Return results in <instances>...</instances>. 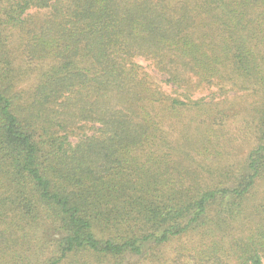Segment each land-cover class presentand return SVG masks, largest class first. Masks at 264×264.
Segmentation results:
<instances>
[{"label": "trees", "instance_id": "obj_1", "mask_svg": "<svg viewBox=\"0 0 264 264\" xmlns=\"http://www.w3.org/2000/svg\"><path fill=\"white\" fill-rule=\"evenodd\" d=\"M0 264H264V0H0Z\"/></svg>", "mask_w": 264, "mask_h": 264}, {"label": "rangeland", "instance_id": "obj_2", "mask_svg": "<svg viewBox=\"0 0 264 264\" xmlns=\"http://www.w3.org/2000/svg\"><path fill=\"white\" fill-rule=\"evenodd\" d=\"M143 65H145V63H143ZM148 72L150 73L151 77L153 78V80H154L157 84H160L161 86H163V87H164V90H166L167 92H171L170 89H169V87H165V85L161 83L163 77H161V76H159V75H156L151 69H150ZM28 86H29V85H28L27 82L25 83V80H24V81L22 82V84H21V88H23V89L28 88ZM213 89H215V88H213ZM198 96H199V95H197L196 97H198Z\"/></svg>", "mask_w": 264, "mask_h": 264}]
</instances>
